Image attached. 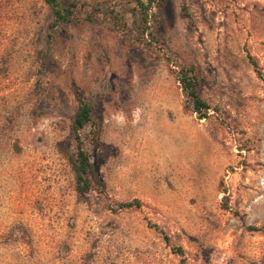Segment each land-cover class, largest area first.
<instances>
[{"label":"rangeland","instance_id":"1","mask_svg":"<svg viewBox=\"0 0 264 264\" xmlns=\"http://www.w3.org/2000/svg\"><path fill=\"white\" fill-rule=\"evenodd\" d=\"M73 1L47 46L44 0H0V264H264V0H165L148 35L131 0Z\"/></svg>","mask_w":264,"mask_h":264},{"label":"trees","instance_id":"2","mask_svg":"<svg viewBox=\"0 0 264 264\" xmlns=\"http://www.w3.org/2000/svg\"><path fill=\"white\" fill-rule=\"evenodd\" d=\"M136 7L139 21L143 24L142 33L147 30L146 16L152 6H160L165 0H131ZM51 14V20L46 27L44 37L45 44L48 46L52 40V34L56 28L71 20L73 12L77 9V4L73 0H44ZM185 16H187L185 14ZM148 35V33L146 32ZM248 63L253 68L257 76L259 72L255 62L246 54ZM176 80L179 84L180 92L183 97L182 108L186 112L193 113L200 120L206 116L207 105L199 98L196 87L197 80L194 68L192 66L182 67L177 71ZM90 122V107L77 100L76 111L70 123V136L74 142L75 152L73 155L67 156L70 169L74 176V190L77 193H84L89 189L91 184L100 186L101 183L95 179V172L90 161V152L83 148V139L80 136V131ZM132 206H138L137 200L119 203L118 209H128ZM232 215L238 216L236 211L226 208ZM249 231H260V228L255 226H247Z\"/></svg>","mask_w":264,"mask_h":264}]
</instances>
